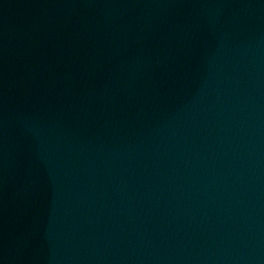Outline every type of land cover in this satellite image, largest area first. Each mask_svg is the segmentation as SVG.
Returning <instances> with one entry per match:
<instances>
[{"label": "water", "instance_id": "1", "mask_svg": "<svg viewBox=\"0 0 264 264\" xmlns=\"http://www.w3.org/2000/svg\"><path fill=\"white\" fill-rule=\"evenodd\" d=\"M0 264H264V0H0Z\"/></svg>", "mask_w": 264, "mask_h": 264}]
</instances>
